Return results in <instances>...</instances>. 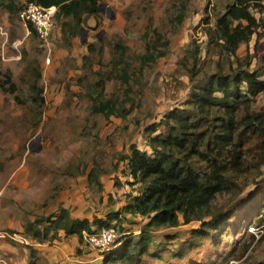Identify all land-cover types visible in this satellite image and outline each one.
<instances>
[{"label":"rangeland","instance_id":"rangeland-1","mask_svg":"<svg viewBox=\"0 0 264 264\" xmlns=\"http://www.w3.org/2000/svg\"><path fill=\"white\" fill-rule=\"evenodd\" d=\"M4 1L0 0V264H100L101 252L83 237L37 243L25 239L23 226L36 216L57 212L59 206L73 218L89 221L121 211L142 188L124 158L132 144L150 151L144 128L184 105L191 68L197 70L196 80H202L216 70L217 62L226 65L237 59L249 70L264 66V12L251 9L259 26L233 56L221 54L222 41L210 39L207 30H215L217 18L234 0H188L185 5L182 0H103L99 15L87 18L69 45L62 40L61 21L54 19L47 46L20 17L25 0H16L11 13ZM117 42L127 48L133 91L124 117L105 118L91 113L88 94L96 89L93 85L104 84L106 98H123L125 87L111 72ZM146 47L162 56L142 67ZM87 55L90 59L83 60ZM99 78L104 83H97ZM252 109L264 110V95L253 99ZM244 148L247 165L231 174L229 189L217 194L191 222L183 224L180 218L178 226L151 230L156 243L166 244L172 253L202 222L231 211L259 188L264 144L251 136ZM90 172L94 178L89 180ZM237 209L242 217L244 208ZM232 221L240 224L239 218ZM147 222V217L121 214L112 226L121 234L138 235ZM202 249L171 262L163 252L165 260L148 264H258L264 259V224L229 228L219 249H208V254Z\"/></svg>","mask_w":264,"mask_h":264},{"label":"trees","instance_id":"trees-1","mask_svg":"<svg viewBox=\"0 0 264 264\" xmlns=\"http://www.w3.org/2000/svg\"><path fill=\"white\" fill-rule=\"evenodd\" d=\"M182 1L185 5L188 0ZM29 2L42 7H57L55 19L61 21V37L69 45L86 19L99 15L103 0H25V4ZM2 5L11 13L17 4L16 0H5ZM251 9L264 12V0H234L217 18L215 30H207L210 39L215 37L217 42L222 41L221 44L216 42L221 54L234 56L238 46L250 40L259 26ZM179 16L180 20L184 18L182 14ZM27 27L30 33L36 34L30 23ZM89 50H92L90 46ZM114 51L111 72L114 71V78L125 87L123 98H106L104 84L93 85L96 89L88 94L91 113L102 114L105 118L124 117L125 106L133 91L127 48L117 42ZM161 56L146 47L141 66L155 62ZM88 59V55L83 57V60ZM141 66L138 70L142 69ZM216 66V70L202 80H196L197 70L193 66L189 75L190 92L184 105L172 108L159 122L144 128L149 152L133 144L130 146V153L124 159L129 174L142 188L121 211L109 213L106 219L95 217L89 221L73 218L66 208L59 206L57 212L36 216L27 222L22 230L25 239L37 243L52 242L62 236L76 235L80 239L84 233L111 227L121 214H132L147 217L148 222L138 235L121 234L101 252L100 264H148L155 259L165 260L161 253L167 252V246L156 243L151 230L178 226L180 218L183 224L198 218L217 194L229 189L231 174L247 165L244 147L250 137L256 136L258 144H264V110L255 112L252 109L253 99L264 95V66L249 70L237 59L226 65L217 62ZM100 82L104 83L102 78L97 83ZM40 93L41 90L38 96ZM260 157L264 159L263 150ZM88 178H94L93 172ZM259 184V188L231 211L218 213L215 219L202 222L199 230L191 232L190 239L172 253L167 252L169 257L167 255L165 261L181 260L193 249L203 248V253L207 254L208 249L215 252L227 229L233 231L234 227L235 231L246 222L256 226L264 224V177ZM237 208H244L242 217H239ZM236 218L240 220L238 225L232 221ZM33 253L31 249V256ZM192 264L209 262L201 260ZM258 264H264V259Z\"/></svg>","mask_w":264,"mask_h":264},{"label":"built area","instance_id":"built-area-1","mask_svg":"<svg viewBox=\"0 0 264 264\" xmlns=\"http://www.w3.org/2000/svg\"><path fill=\"white\" fill-rule=\"evenodd\" d=\"M56 10V6L42 7L29 2L25 4L20 13L24 25L27 26V24L30 23L33 26L39 41L44 46H47L50 42ZM49 62L50 58L46 57V63L48 64ZM120 236L121 233L118 232L117 228L112 226L97 230L90 234H83L84 240L100 252L106 250Z\"/></svg>","mask_w":264,"mask_h":264},{"label":"crops","instance_id":"crops-1","mask_svg":"<svg viewBox=\"0 0 264 264\" xmlns=\"http://www.w3.org/2000/svg\"><path fill=\"white\" fill-rule=\"evenodd\" d=\"M99 258H101V257H99Z\"/></svg>","mask_w":264,"mask_h":264}]
</instances>
